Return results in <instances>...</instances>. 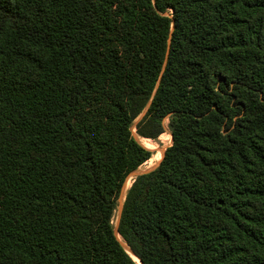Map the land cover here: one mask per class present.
I'll list each match as a JSON object with an SVG mask.
<instances>
[{"label": "trees", "instance_id": "trees-1", "mask_svg": "<svg viewBox=\"0 0 264 264\" xmlns=\"http://www.w3.org/2000/svg\"><path fill=\"white\" fill-rule=\"evenodd\" d=\"M122 244L264 264V0H0V264H137Z\"/></svg>", "mask_w": 264, "mask_h": 264}, {"label": "rangeland", "instance_id": "rangeland-1", "mask_svg": "<svg viewBox=\"0 0 264 264\" xmlns=\"http://www.w3.org/2000/svg\"><path fill=\"white\" fill-rule=\"evenodd\" d=\"M139 118L136 120V122L139 120ZM167 122H168V120L164 121V126H165L166 131L161 136H159L157 138V140H155V141L147 140V142H146L143 139L136 137V135L133 133L134 136L136 137L137 141L141 145H143L145 148L149 149L150 151H152L154 153L149 161H147L145 164H143L142 166H140L137 169L138 172L143 174V173L151 171L160 162L161 156H162V152H164L165 149L168 148L171 145V138H170V135L168 134L167 128H166ZM132 132H135L134 128L132 129ZM146 143L148 145H146ZM158 157H160V160L157 161L156 159H158ZM133 178L134 177H131V176L127 177L125 183L127 181H129V180H130V183H131V180ZM121 202L122 201L117 202V206H116V209H115L114 214H113L112 224H113L114 228H116L118 226V223H119V218H120L119 217V214H120V210L119 209L122 207V205H120Z\"/></svg>", "mask_w": 264, "mask_h": 264}, {"label": "water", "instance_id": "water-1", "mask_svg": "<svg viewBox=\"0 0 264 264\" xmlns=\"http://www.w3.org/2000/svg\"><path fill=\"white\" fill-rule=\"evenodd\" d=\"M163 156H164V152H162V156H161V159L163 158ZM161 161V160H160ZM159 164V163H158ZM158 164L154 167V168H156L157 166H158ZM153 168V169H154ZM152 169V170H153ZM151 170V171H152ZM150 172V171H149ZM146 173H148V172H146ZM143 174H145V173H143ZM142 173H140V172H138L137 170H135V171H133V172H131L129 175H128V177H137V176H140V175H143ZM124 186H125V183H124V185H123V187H122V190H121V193H120V196H119V198H118V201L117 202H119L120 201V199H122L123 201H124V196H125V193H124V191H123V189H124ZM120 210V214H121V210H122V207L119 209ZM120 214H119V217H120ZM118 227V226H117ZM117 227L116 228H114V233L115 234H117ZM122 246H123V248L125 249V251L128 253V254H131L132 256H133V254L128 250V248L125 246V245H123L122 244ZM136 258V257H135ZM137 259V258H136ZM138 260V259H137ZM139 261V260H138ZM139 263L141 264V262L139 261Z\"/></svg>", "mask_w": 264, "mask_h": 264}, {"label": "bare ground", "instance_id": "bare-ground-1", "mask_svg": "<svg viewBox=\"0 0 264 264\" xmlns=\"http://www.w3.org/2000/svg\"><path fill=\"white\" fill-rule=\"evenodd\" d=\"M144 141L147 142V140H145V139H144ZM148 142H149V141H148ZM159 155H160V154H159ZM130 184H131V183H130V180L127 181V182L125 183V186H124V189H123L124 193L127 191V189L129 188ZM122 199H123V198H122ZM122 199H120V201L123 202ZM120 201H119V202H120ZM122 202H121V203H122ZM121 205H122V204H121ZM119 240H120V239H119ZM130 256L133 258V260H134L137 264H140L139 261H138L134 256H132L131 254H130Z\"/></svg>", "mask_w": 264, "mask_h": 264}]
</instances>
